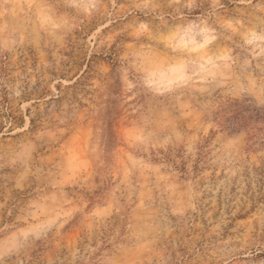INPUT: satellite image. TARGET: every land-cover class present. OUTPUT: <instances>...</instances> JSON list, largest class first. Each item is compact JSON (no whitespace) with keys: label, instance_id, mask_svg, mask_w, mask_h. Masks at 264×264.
<instances>
[{"label":"rangeland","instance_id":"rangeland-1","mask_svg":"<svg viewBox=\"0 0 264 264\" xmlns=\"http://www.w3.org/2000/svg\"><path fill=\"white\" fill-rule=\"evenodd\" d=\"M264 0H0V264H264Z\"/></svg>","mask_w":264,"mask_h":264},{"label":"trees","instance_id":"trees-1","mask_svg":"<svg viewBox=\"0 0 264 264\" xmlns=\"http://www.w3.org/2000/svg\"><path fill=\"white\" fill-rule=\"evenodd\" d=\"M212 119L228 134L246 132L252 144H264V107H258L252 100L220 103Z\"/></svg>","mask_w":264,"mask_h":264}]
</instances>
